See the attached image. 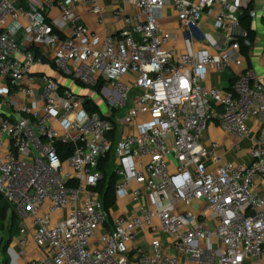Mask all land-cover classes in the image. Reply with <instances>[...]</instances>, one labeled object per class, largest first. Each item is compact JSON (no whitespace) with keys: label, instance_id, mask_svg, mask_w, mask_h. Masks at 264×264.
<instances>
[{"label":"built area","instance_id":"built-area-1","mask_svg":"<svg viewBox=\"0 0 264 264\" xmlns=\"http://www.w3.org/2000/svg\"><path fill=\"white\" fill-rule=\"evenodd\" d=\"M123 1L132 12L109 13L100 0H0V107L11 111L0 113V196L33 225L20 230L18 256L35 246L26 264H264V84L243 70L241 44L250 46L241 21L249 2ZM82 6L101 25L120 22L118 32H93ZM167 7L188 33L181 52L161 23ZM213 13L224 46L215 44L217 55L197 52L193 37ZM249 17L264 20V6ZM47 64L89 94L34 73ZM231 68L239 72L229 89L204 85L208 72ZM211 126L235 151L250 140L252 163L225 162L219 144L206 146ZM58 145L71 148L67 159ZM108 157L115 201L137 206L128 216L111 218L98 192ZM141 233L154 237L150 251L137 245Z\"/></svg>","mask_w":264,"mask_h":264},{"label":"crops","instance_id":"crops-1","mask_svg":"<svg viewBox=\"0 0 264 264\" xmlns=\"http://www.w3.org/2000/svg\"><path fill=\"white\" fill-rule=\"evenodd\" d=\"M24 2H46V0H23ZM101 4L105 7V9L111 13L114 9L119 7L126 8L129 12H132V6L123 0H118L117 2H113L110 0H100ZM249 2V6L251 5L252 9L261 8L264 6V0H247ZM78 15L81 16V22L89 27L93 32L98 33L101 36H114L119 28L120 22L115 21L112 17L108 18L104 25H101L93 14H91L87 8L80 7L77 10ZM60 18V10L57 7H54L49 13V19L52 21L58 20ZM252 31L255 34V41L251 45L250 50L245 54L242 49V54L245 58L243 70L244 71H254L258 76L259 80L264 84V20L256 19L252 20ZM163 28L174 33L176 35V39L170 44V48L176 50L177 52H181L183 49V39L188 35L187 32H183L180 29V22L177 18V13L167 7L163 11V19L161 20ZM203 28L202 30H196L193 33V37L195 40V49L197 52H205L210 55H217L218 50L215 44H219V47L224 48L223 42L220 39L219 33L215 29V14H206L203 19ZM43 52L47 55L48 50L43 48ZM238 70L236 68L228 69L225 72H208L204 79V85L208 88L215 89H229L231 84L236 80ZM35 74H47L52 78L60 81L62 84L66 86L68 89H72L76 93L80 95H88L89 91L75 84H70L68 80L63 78L60 74L54 71L51 65L47 64L42 68H36L34 70ZM28 83L25 82L23 87H27ZM3 86H0V88ZM30 102V100H28ZM0 113L4 115H11V111L7 108L0 107ZM250 127L253 131L252 137L259 138L262 136V131L259 129L261 125L257 120H252L250 122ZM204 143L206 146L210 147L212 144H219V149L217 150V155L225 162H231L235 164H244L249 165L252 163L251 157V141L244 140L240 142L241 149L239 151H235L232 148V145L236 143V141L229 136L223 129L218 126H211L209 130L206 132L204 136ZM133 189H140L137 184L133 183ZM258 189L263 194L264 193V184L258 181ZM147 200H151V198L147 197V194L144 193L143 202L145 203ZM137 206L132 204L131 199L125 202H116L113 207L110 209L111 218L128 216L132 212L136 210ZM11 213V212H10ZM7 222L8 227L7 231H0V253L2 255L3 261L9 260V264H26L29 260L35 259L38 257V250L35 246H31L28 250V255L25 258H21L18 256L19 246H18V238L20 235V230L23 226L27 227L30 232L33 231V225L31 222H21L17 217L16 221L13 223L11 219H8ZM160 240L162 241L166 251L168 254H172V251L168 249L170 242L165 236H160ZM154 241V237L150 234L141 233L139 239L137 241V245L145 248L150 251L152 247V243Z\"/></svg>","mask_w":264,"mask_h":264},{"label":"trees","instance_id":"trees-1","mask_svg":"<svg viewBox=\"0 0 264 264\" xmlns=\"http://www.w3.org/2000/svg\"><path fill=\"white\" fill-rule=\"evenodd\" d=\"M252 10L251 5L245 9L242 13L241 21L242 26L244 29L249 31L250 33V46H246L243 41H241L243 52L247 54L250 50L251 45L255 41V34L252 31V21L249 17V12ZM92 111H99L98 107L93 106L91 107ZM59 153L61 154L63 160L67 159L68 155L71 153V148L65 145H58ZM112 165L110 164V157L104 160L100 168L105 174V178L103 182L99 185L98 192L101 196V199L104 203L105 209L109 212L110 209L115 204V183H116V176L111 169ZM11 212V213H10ZM7 216H11L10 219L14 223L17 219L16 214L11 211L9 204L4 200L2 196H0V231L4 226L5 221L7 220ZM3 264H9V260L3 262Z\"/></svg>","mask_w":264,"mask_h":264},{"label":"rangeland","instance_id":"rangeland-1","mask_svg":"<svg viewBox=\"0 0 264 264\" xmlns=\"http://www.w3.org/2000/svg\"><path fill=\"white\" fill-rule=\"evenodd\" d=\"M68 82L71 84L70 81H68ZM74 92H75V91H74ZM75 93H76V92H75ZM120 116H121V115H120ZM111 169H113V168L111 167ZM10 217H11V216H7V220L10 219ZM7 220H6L5 223H4V226H3V228H2V231H7V228H9V227H8V224H9V223L7 222Z\"/></svg>","mask_w":264,"mask_h":264}]
</instances>
